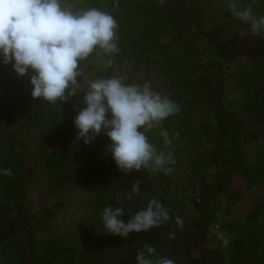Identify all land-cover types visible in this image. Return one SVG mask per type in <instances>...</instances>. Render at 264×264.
Returning <instances> with one entry per match:
<instances>
[{
	"label": "trees",
	"instance_id": "1",
	"mask_svg": "<svg viewBox=\"0 0 264 264\" xmlns=\"http://www.w3.org/2000/svg\"><path fill=\"white\" fill-rule=\"evenodd\" d=\"M208 1L119 0V7L114 8L108 0L107 11L118 22L120 50L111 68L103 67L94 54L80 65L84 69L82 89L90 80L114 74L123 61H132L134 71L153 63L162 68L165 89L181 111L161 125L168 130L171 145L165 147L160 128L147 133L149 142L156 148L179 152L185 167L198 175V188L196 192L187 185L173 188L166 183L167 175L150 170L127 174L145 194L169 210L171 219L187 226L202 243L207 242V230L221 209V198L226 199L227 209L242 200L243 191L235 185L237 176L245 187L264 191V153L252 161H246L243 154L244 146L258 134L250 128H260L264 123V36H257L263 45L251 59L249 70L234 84L237 96L230 98L224 87L226 67L235 58L229 28L248 26L226 9L205 6ZM240 4L264 15L260 0H240ZM75 5L79 9H99L100 0H76ZM83 94L79 92L55 105L34 100L25 75L11 102V118L16 114L21 121L16 129L6 128L3 168L13 175L3 176L1 193L25 229L31 264H109L120 240L106 229L95 231L89 236L85 253H78L76 247L52 237L37 241L30 219L34 207L30 191L37 182L39 166L53 183L90 182L101 212L109 205L119 206L114 175L118 167L103 156L104 143H110L108 137L101 132L89 145L76 139L73 121L77 100ZM30 155L31 162L26 159ZM83 158L85 169L77 165ZM177 209L189 212L178 215ZM258 212L254 203L246 214L245 226L228 237L227 264H264V219ZM220 257L219 252L213 254L215 264H223Z\"/></svg>",
	"mask_w": 264,
	"mask_h": 264
},
{
	"label": "clouds",
	"instance_id": "2",
	"mask_svg": "<svg viewBox=\"0 0 264 264\" xmlns=\"http://www.w3.org/2000/svg\"><path fill=\"white\" fill-rule=\"evenodd\" d=\"M223 2L231 16L247 25L253 36H264V15L250 5L242 7L240 0ZM112 3L114 8L119 7V0ZM117 29L118 22L111 12L96 7L74 10L68 0H0V64H11L19 77L28 75L34 100L55 105L83 92L84 107L73 121L76 139L82 138L89 145L103 132L110 141L106 149L120 171L127 174L143 169L168 174L172 171L168 165L175 162L173 153L158 152L147 133L160 128L165 147L171 145L169 132L161 125L181 111L177 102L153 90L149 81L128 84L121 76L93 79L86 89L81 88V62H88L94 54L103 67H112L120 50ZM0 175L11 177L13 173L0 168ZM140 190L139 183H133L128 199ZM123 216L121 207L109 205L103 209L101 219L107 233L126 238L170 219L169 210L155 199L127 221ZM216 227L215 235L228 245L229 239ZM135 264L175 261L145 244L137 251Z\"/></svg>",
	"mask_w": 264,
	"mask_h": 264
},
{
	"label": "rangeland",
	"instance_id": "3",
	"mask_svg": "<svg viewBox=\"0 0 264 264\" xmlns=\"http://www.w3.org/2000/svg\"><path fill=\"white\" fill-rule=\"evenodd\" d=\"M68 2L73 4L74 10H79L75 5L76 0H68ZM107 2L108 0H100L99 9L107 11ZM205 6L215 10L226 9L223 0H209ZM229 32L235 47V58L226 67L224 87L228 96L235 98L237 93L234 90V84L240 75L249 70L251 59L263 44L257 36H253L247 28L241 25L231 26ZM112 76H121L128 84H143L149 81L153 90L171 98L164 86L162 68L155 63L146 67L142 66L140 70L134 71L132 61H123L117 65L114 74H110L107 78ZM22 79L23 77L17 76L13 71L11 64H0V168H3L6 128L16 129L21 121L19 115L14 114L11 118L10 114L11 102L15 98L17 87ZM83 95L77 100V111L84 107ZM250 129L258 134L243 148L246 161L255 160L259 153H264V123L260 128L251 127ZM107 144L104 143L103 156L109 162L113 159L106 149ZM156 149L158 152H172L175 162L168 165L172 168L170 173L165 174L162 171L155 173L167 175L166 183L173 188L187 185L190 191L196 192L198 175L185 167V162L182 161L183 156L174 150H162L160 147ZM26 159L31 162L32 155ZM77 165L85 169L87 167L85 158L80 159ZM114 171L120 192L117 198L118 207L124 210L122 219L127 221L131 215L145 207L149 200H156V198L148 196L140 188L138 194L128 199L127 194L136 180L128 174L119 173L118 169L114 168ZM3 176L0 175V264H31L25 242V229L18 220L12 205L2 197ZM37 178V182L30 191L34 205L30 211V219L36 240L52 237L64 245L76 247L78 253H85L90 234L105 229L101 219V203L91 189L90 182L59 180L53 183L48 179L43 166L37 168ZM240 181V177L237 176L235 185L243 191L242 200L227 209L226 199L221 198L222 206L216 214L215 221L207 230L206 243H202L187 226L170 218L148 232L130 233L126 238L119 237L120 240L116 249L112 251L109 264H135L136 253L145 244L152 245L158 254L173 259L175 264H215L213 254L216 252L221 254L222 263L227 264L229 253L223 242L215 235L216 226L218 225L219 231L228 238L237 229L245 226L246 214L254 203L258 205V217L264 219V191L258 187H245ZM5 189L7 191V187ZM188 212L189 210H176L178 215ZM211 258L213 262H210Z\"/></svg>",
	"mask_w": 264,
	"mask_h": 264
}]
</instances>
